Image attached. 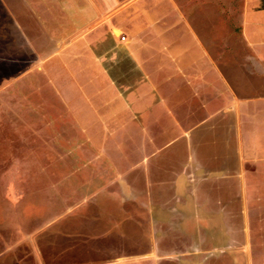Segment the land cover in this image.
I'll return each instance as SVG.
<instances>
[{
    "label": "rangeland",
    "instance_id": "obj_1",
    "mask_svg": "<svg viewBox=\"0 0 264 264\" xmlns=\"http://www.w3.org/2000/svg\"><path fill=\"white\" fill-rule=\"evenodd\" d=\"M177 1L142 20L116 0L74 68L66 0H0V264H264V41L238 0Z\"/></svg>",
    "mask_w": 264,
    "mask_h": 264
},
{
    "label": "crops",
    "instance_id": "obj_2",
    "mask_svg": "<svg viewBox=\"0 0 264 264\" xmlns=\"http://www.w3.org/2000/svg\"><path fill=\"white\" fill-rule=\"evenodd\" d=\"M115 1L116 0H94V1L93 0H66V30L68 28H70V26H72V20H74V22L76 23V25H73L75 27L73 30L66 31V67L67 66H73L74 68L77 67L73 63L68 61V59H67V56H69L70 54H73V53H80L81 54L80 59H82V62H80V64L81 63L83 64L84 62H87V63L90 62V60H89L90 53H87L88 48L85 46L84 43H82V42H84L82 39L85 40L86 37H88V33H89L88 30L86 29V22H89L90 19H96V18L103 17V15L113 7ZM151 1L152 0H126L124 6H121L120 9L118 8L113 12L118 11L117 13H120V12H123L124 9L127 8L126 13L129 16H133L134 19H142V20L146 19V18H152V17L154 18L156 16V13L162 14V13L167 12V11L170 12V10L172 8L175 9L174 11L177 15H181V14L183 15L184 13H186V10L182 9L183 8L182 5H183V3H185L184 1L182 2V5H181V3H179L177 0H175V1L174 0H160L157 10H155L153 12H151V10H150ZM238 1H239L238 2V4H239V15L242 18L241 28H240L241 33L245 36V38H247V36H249L250 40H248V42L254 41V43H257L256 42L257 37H258V41L261 37L263 38V41H264V0H238ZM215 3L214 2L206 3V9L203 13L204 14L206 13L208 18L214 17L215 12L219 13L217 11ZM184 5H185V7H187L186 4H184ZM213 5H215V6H213ZM231 8H232L231 5L229 8H227L228 12L231 11ZM195 11H197V10H192L191 13L194 14ZM224 11H226V10H224ZM210 15H212V16H210ZM182 21L183 20L180 21V24L182 23ZM79 22H80V24H79ZM115 30H117V29H115ZM185 31H186V28H185ZM249 32L256 33V35L248 34ZM183 33H184V31L182 30L181 34H183ZM186 33H187V31H186ZM186 33H184L185 34V38H184L185 40H183V39L177 40L176 39V41H175L176 43H175V47L173 48V52L178 51L179 55H181L180 52L183 51V48H187V51H189L192 48V45H196L195 43H193L192 38L190 36H187ZM193 34L196 35L194 32H193ZM89 36H90V34H89ZM253 37H254V39H253ZM196 38L198 40V37H196ZM262 45H263L262 48L264 49V44H262ZM98 47H99V43L96 41V42H94L93 48L91 47L89 51L91 52L93 49H95V51L93 50V52L97 53V51H99ZM197 47H198V45H196L195 48H197ZM165 49L169 53L172 52V50H170L171 45H167V47ZM146 50H148V49H146ZM146 50H144V51L141 50L140 55L138 53L133 54L131 59H132V62L134 63V65L137 64L136 65L137 67L138 66L140 67V65H141L140 63H143L142 68H144V66L147 64L145 62L146 60H148V59H146V57H147V54L145 52ZM149 51H151V49ZM97 55L100 56V58H98V60L100 59L98 64L103 65V64L110 62V64L114 65V63H113V61L115 59L114 56H112V55L108 56L107 52H105V56H107L106 58L103 57V55H99L98 53H97ZM143 58H144V62H141V60ZM135 62H136V64H135ZM195 62H196V60H192V64ZM181 63H182V60L178 59L175 63L176 69H174L176 72V75L179 77H182V76L180 74H177V69L179 68L180 72L182 73V64ZM168 64H169L168 69H164V71H168V70L172 71V69H170V68H172L173 65L170 62ZM81 72H83V71H81ZM110 74H112V73H110ZM82 80H83V78H81L80 76H73V73L70 70H68V69L66 70V98L69 97V90H70V94L75 95V97L77 99L80 97L79 94H83V91H85V90H83V88L80 87V85H79V84H81L80 82ZM260 101H262V99ZM259 103H263V102H259ZM113 107L114 106H109L107 108L112 109ZM78 108H79V106H78ZM255 117L256 118L254 119L255 124L253 126L254 130H253V136L252 137L257 142V144L260 143V141H263L262 144H264V108L256 107ZM81 120H82V117H81ZM94 123H97V121L94 120ZM84 126H85V123H84ZM97 126H99V122H98Z\"/></svg>",
    "mask_w": 264,
    "mask_h": 264
},
{
    "label": "built area",
    "instance_id": "obj_3",
    "mask_svg": "<svg viewBox=\"0 0 264 264\" xmlns=\"http://www.w3.org/2000/svg\"><path fill=\"white\" fill-rule=\"evenodd\" d=\"M118 38H119V40H121V41H123L124 39H125V37L124 36H118Z\"/></svg>",
    "mask_w": 264,
    "mask_h": 264
},
{
    "label": "bare ground",
    "instance_id": "obj_4",
    "mask_svg": "<svg viewBox=\"0 0 264 264\" xmlns=\"http://www.w3.org/2000/svg\"><path fill=\"white\" fill-rule=\"evenodd\" d=\"M118 33H119V31L115 30V34H117V35H118Z\"/></svg>",
    "mask_w": 264,
    "mask_h": 264
}]
</instances>
